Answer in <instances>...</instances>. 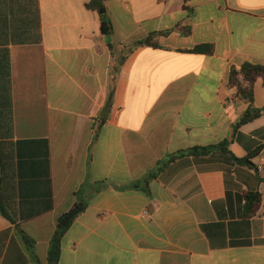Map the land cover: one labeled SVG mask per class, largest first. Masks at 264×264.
Masks as SVG:
<instances>
[{"label": "crops", "instance_id": "1", "mask_svg": "<svg viewBox=\"0 0 264 264\" xmlns=\"http://www.w3.org/2000/svg\"><path fill=\"white\" fill-rule=\"evenodd\" d=\"M92 1L0 0V140L47 141L11 150L0 264H48L79 201L58 264H264V111L234 132L248 104L228 84L264 63V0H103L112 34Z\"/></svg>", "mask_w": 264, "mask_h": 264}, {"label": "trees", "instance_id": "2", "mask_svg": "<svg viewBox=\"0 0 264 264\" xmlns=\"http://www.w3.org/2000/svg\"><path fill=\"white\" fill-rule=\"evenodd\" d=\"M91 9H96L102 20V29L105 34H112L113 23L108 17L107 8L103 0H94L88 4ZM148 44L151 46H156L155 43H151V38L148 37L144 40L138 41L136 45ZM195 53L200 54H211L213 52V47L211 45H199L193 50ZM242 78V80H241ZM262 80L264 85V63L253 64L246 62L239 69L232 67L229 74L228 84L230 87L236 89V96L238 99L244 101L248 104L247 110L244 112L242 117L234 124V132H238L239 128L244 124L252 122L253 120L259 118L264 111V108L254 107V87L258 80ZM229 140H224L218 145H212L208 147H192L187 150L178 152L174 155L168 157V159L162 161L158 167L148 173L144 178L143 182L148 184L152 179H154L158 172L163 170L167 164L174 161L176 158L185 155H197L198 153H210L216 150H223L225 146L229 144ZM25 143H46V140H33V141H19L13 143L12 141L0 140V164H1V181H0V214L8 219L10 222L15 223V219L11 214L10 207V188L12 176V160H11V150L16 147L17 151L21 149V146ZM41 145V144H40ZM41 149V147H40ZM260 150L254 151L249 154V156L244 160L234 159L237 163L245 164L249 167H255L252 159L258 156ZM264 180V179H263ZM104 186L100 187V190ZM249 202H253L254 206H258L261 203V195L259 192L248 193L246 195ZM88 206L85 201L77 202L69 211L62 214L57 222L56 231L52 237L49 254H48V264H58L61 256V242L64 234L72 226L76 218L82 214ZM24 240L28 245L33 246L34 240L28 236H24Z\"/></svg>", "mask_w": 264, "mask_h": 264}]
</instances>
